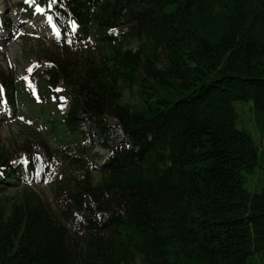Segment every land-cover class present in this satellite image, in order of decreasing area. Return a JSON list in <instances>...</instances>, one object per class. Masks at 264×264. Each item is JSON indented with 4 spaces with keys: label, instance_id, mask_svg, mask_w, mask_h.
<instances>
[{
    "label": "trees",
    "instance_id": "obj_1",
    "mask_svg": "<svg viewBox=\"0 0 264 264\" xmlns=\"http://www.w3.org/2000/svg\"><path fill=\"white\" fill-rule=\"evenodd\" d=\"M34 3L89 39L29 46L37 99L0 65L10 107L42 127L18 121L2 177L27 158L53 176L49 201L0 189V264H264V186L245 188L259 146L234 105L264 133V0ZM95 146L110 155L91 172Z\"/></svg>",
    "mask_w": 264,
    "mask_h": 264
},
{
    "label": "rangeland",
    "instance_id": "obj_2",
    "mask_svg": "<svg viewBox=\"0 0 264 264\" xmlns=\"http://www.w3.org/2000/svg\"><path fill=\"white\" fill-rule=\"evenodd\" d=\"M19 1L25 2L26 0H0V13H3V16L11 19L12 22L19 23L21 29L19 34H17L16 38L0 50V65L8 71L9 75L12 76L13 79L16 78V76H21V78L23 77V79H25L26 81V78L29 77L30 84L33 80L35 84V89L37 91L36 96L38 97L40 88V83L37 79L38 73L33 70V61L30 62V60H32V56L27 55L26 51L28 50L30 45H34L40 41H44L46 46L49 45L51 42H56L59 35L56 36L55 34H52V31H54L55 26L53 25V22L50 19L49 13L44 11L43 9H39L40 12L33 10L31 12H28V15L29 13H31L32 19H30V16L26 15L27 12L19 17L15 16L14 7L15 4ZM30 1H32V3H30ZM26 4L30 6L38 5L37 3L34 4V0H29ZM35 10H37V8ZM6 42V35L0 34V46L5 44ZM130 46L136 47V41H130ZM55 91L60 90L55 89ZM5 94L6 96L9 94L6 91V88ZM120 99L123 102L128 101L130 103H136L137 95L135 90L122 88ZM234 105L238 113L237 126L239 128H244L245 130H247L259 146L258 167L256 168V171L254 173L246 175L245 181V188L248 191L259 192L264 186V133H260L259 129L255 125L254 114L250 107V104L246 102L237 101L234 103ZM5 108L8 112L10 111L7 106H5ZM17 109L18 111H16V115H14L12 119H10V122L8 120L5 121L7 119L6 117L0 119L1 151L12 152V149H10L12 146L11 143H13V146L16 147V142L19 137H21L22 130L19 127V122L16 118L21 120L24 124L28 125L30 124V121H35V117L29 114V111L26 110L24 105L19 104ZM19 116L27 117L29 121H24L22 120V118H19ZM0 117H3V115L0 114ZM100 150L104 149L100 148L99 151ZM104 152H106V150H104ZM16 182H19L18 187H21L23 185L32 187V189H35L36 192L41 195L45 200L47 199L49 201L51 198L50 191L47 189L50 188L49 183L51 181L44 180L36 183H26V181L23 180H16L15 183ZM262 259L264 261V256L262 257ZM257 262L258 257L256 256L253 264H257Z\"/></svg>",
    "mask_w": 264,
    "mask_h": 264
},
{
    "label": "bare ground",
    "instance_id": "obj_3",
    "mask_svg": "<svg viewBox=\"0 0 264 264\" xmlns=\"http://www.w3.org/2000/svg\"><path fill=\"white\" fill-rule=\"evenodd\" d=\"M23 2V1H22ZM37 15V14H36Z\"/></svg>",
    "mask_w": 264,
    "mask_h": 264
}]
</instances>
